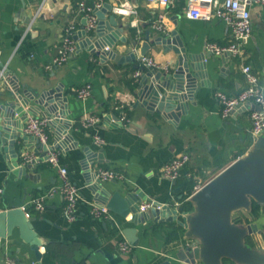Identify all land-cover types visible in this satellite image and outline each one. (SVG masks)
Returning <instances> with one entry per match:
<instances>
[{"label":"crops","instance_id":"obj_1","mask_svg":"<svg viewBox=\"0 0 264 264\" xmlns=\"http://www.w3.org/2000/svg\"><path fill=\"white\" fill-rule=\"evenodd\" d=\"M83 1L94 8L99 0H0V94L8 91L9 81L14 77L39 92L56 86L63 88L68 96L65 107L68 111L63 120L73 137L66 139L60 129L51 124L49 132L53 144L56 145L60 138L62 146L56 147L60 163L68 168L82 195L78 202L79 216L74 220L62 213L64 198L60 192L46 198L43 211H36L32 200L60 183L58 171L44 159V148L29 136L27 142L17 141L19 162L21 166L28 164L23 162L24 154H32L36 160L27 174L16 173L10 166L12 152L4 149L3 132L0 131V210L22 206L34 217L35 229L47 242L41 246L42 257L38 259L30 244L16 232L2 240L0 264H5L8 255L15 256L18 264H193L180 256L186 242L194 239L185 237L186 229L177 220H156L152 214L136 224L131 214L123 217L113 212L114 220L90 215L89 203H102L89 188L84 163L87 160L93 172L101 167L125 174L121 180L102 181L111 193L120 190L126 194L139 189L146 196L177 208L180 213L184 212L185 202H190L193 210L190 195L195 180L190 173L196 172L201 178L210 180L251 150L257 139L252 131L251 105L239 106L224 117L217 96L218 91L234 96L246 86L240 58L210 54L206 49L212 41L226 43L231 28L215 18H188L184 13L185 0H177L174 4L123 0L122 7L136 12L117 13L128 41L118 40L115 49L123 54L135 52L136 60L103 61L86 48H77L65 63L49 68L67 24L75 22V33L81 29L86 17L80 10ZM107 1L101 0L102 5ZM161 15L167 27L165 34L151 27ZM252 20V36L245 52L247 62L264 85V4L253 6ZM147 30H151V48L147 56L160 64L156 70L165 66L171 70L177 58L172 47L166 49L156 41L160 35L174 36L177 46L188 52L207 55L205 84L198 80L194 97L186 99L189 104L179 119L136 104L138 97L134 90L138 80L153 70L140 63V46ZM136 40L138 44L134 47L132 43ZM91 62L95 63L94 67ZM88 82L93 85L92 94L85 99L78 98L75 88ZM118 100H132L129 122L122 119V110L116 108ZM113 113L118 119L113 118ZM85 114H100L101 120L96 126L84 127ZM33 115L45 116L42 113L30 116ZM95 135H100L105 143L98 144ZM21 148H25L22 153ZM183 152L189 153L190 160L179 176L176 179L164 176L162 166ZM143 202L145 200L140 204ZM236 215L242 217L240 223L257 225L261 232L251 235L248 243L264 248V205L260 204L257 214L251 208L238 210ZM128 226L137 228L138 240L135 244L130 242L133 246L130 252L123 253L119 250V242L127 239L123 231Z\"/></svg>","mask_w":264,"mask_h":264},{"label":"water","instance_id":"obj_2","mask_svg":"<svg viewBox=\"0 0 264 264\" xmlns=\"http://www.w3.org/2000/svg\"><path fill=\"white\" fill-rule=\"evenodd\" d=\"M115 3L116 0H108L100 7L94 5L98 22L92 31L86 30L88 19L83 18L81 29L74 34L78 50L86 48L103 61L112 59L123 63L136 60L135 52L123 54L115 49L118 40L128 41V37L123 34L124 24L119 22L113 9ZM150 35L151 30H147L146 39L140 46V57L146 56L151 48ZM156 41L164 44L166 49L172 47L177 58L171 70L153 69L140 77L138 87L134 90L138 97L136 104L145 106L151 112L179 119L189 104L186 99L194 97L198 80L205 84L204 78L208 75L207 55L194 54L178 47L177 38L174 36L160 35ZM132 44L136 47L137 40ZM16 78L9 81L8 91L0 94V131L3 132L4 149L12 152L10 166L18 174H27L28 168L33 164L21 166L16 147L19 139L27 142L30 138V135L24 133V126L31 114H44L52 119L50 124L58 127L66 139L73 136L69 133L70 127L63 120L68 111L65 108L68 106V96L63 88L56 86L39 92L35 88L19 83ZM105 94L108 95L106 87ZM112 116L118 119L116 114L113 113ZM31 138H35L39 146L44 148L46 152L44 159H47V146L41 144L35 136ZM59 140L60 138L55 147L62 146ZM24 150L25 148H21V153ZM84 164L89 188L95 194V199L105 204L112 212L123 217L131 214V220L136 224L149 219L152 214L156 220H177L186 229L185 237L197 242L194 247L186 245L180 253L181 258H186L188 262L264 264V248L248 243V238L261 230L254 222L244 224L234 219L236 211L250 210L254 201L264 205V131L257 135L251 150L237 158L191 195L194 204L191 212L180 213L177 208L156 199L149 210L143 211L140 209V203L143 200L151 201L153 198L146 196L139 189L129 190L126 194L120 190L111 193L103 186L101 178L97 177V171L93 172L91 167L87 166V160ZM33 219L34 217L22 206L0 210V246L3 239L18 232L22 240L30 244L36 257L41 259L40 248L47 242L38 234ZM123 232L131 243L137 242L136 227L128 226Z\"/></svg>","mask_w":264,"mask_h":264},{"label":"built area","instance_id":"obj_3","mask_svg":"<svg viewBox=\"0 0 264 264\" xmlns=\"http://www.w3.org/2000/svg\"><path fill=\"white\" fill-rule=\"evenodd\" d=\"M121 1L116 0L113 7L116 13H135V9H128L121 6ZM149 3H169L174 4L177 0H147ZM257 4H264V0H185L184 13L191 19H204L212 20L218 19L224 21L230 28L231 33L226 43L209 42L207 44V51L210 54L222 55L230 54L233 57L240 58L243 61L242 70L246 78V86L236 95L229 96L222 91L217 92L218 99L221 104V112L224 117H228L232 111L242 105L250 104V119L252 123V131L257 136L264 131V85L261 83L259 76L254 70L251 63L247 62V54L245 47L248 40L252 36L253 20H252V8ZM97 6H102L101 0L96 2ZM80 10L85 14L88 21L85 26L87 31H92L98 22L97 16L94 13V8L91 5L86 4L85 1L80 3ZM75 22H70L64 29L61 37L58 53L53 57L52 62L48 65L51 68L54 65H61L65 63L69 55L73 53L77 48V42L74 39V33L76 31ZM152 29L158 33H167V27L164 23L163 16L155 19L152 22ZM140 63L143 66L153 69L160 68V64L150 56L140 57ZM162 70L169 71L168 66L163 67ZM137 72V75H140ZM2 75V74H1ZM93 85L88 82L75 88V95L80 99L88 98L92 94ZM132 107V100L126 102L124 100H118L116 108L122 110L121 117L127 122L130 121L127 110ZM51 118L46 116H30L25 123L24 133L30 136H35L39 142L46 145L48 148L47 160L58 171L61 178L59 184L52 186L46 192L39 194L32 200V207L36 211H43L46 207V198L54 193L60 192L64 198V205L62 207V213L69 220H74L79 216L78 202L81 198V191L78 185L71 179L69 170L66 166L62 165L59 160V152L57 151L55 144L50 140L49 124ZM101 120L100 114H85L82 119V125L84 127L96 126ZM95 140L98 144L105 143L104 139L100 135H95ZM36 160V156L32 154H24L23 162L32 163ZM190 155L187 152H183L168 162H166L162 168V174L170 179H176L182 167L188 163ZM194 178L195 183L193 186V192L191 195L202 188V186L208 181L196 173H190ZM97 177L102 181L109 179H124L125 174L110 168H98ZM190 195V197H191ZM155 199L151 201H145L141 204V210H148L153 206ZM89 214L95 217L114 220L113 212L105 205L91 201L89 203ZM29 214V213H28ZM187 246L194 247L197 245L195 240L186 242ZM132 244L127 239H123L119 242V250L123 253L130 252ZM5 264H18L15 256L8 255L5 258Z\"/></svg>","mask_w":264,"mask_h":264},{"label":"trees","instance_id":"obj_4","mask_svg":"<svg viewBox=\"0 0 264 264\" xmlns=\"http://www.w3.org/2000/svg\"><path fill=\"white\" fill-rule=\"evenodd\" d=\"M94 64H95L94 62H91V67H94ZM127 112H128V115L130 116L131 115V111L128 109ZM50 140H51V135H50ZM259 209H260V204H258L257 202L254 201L253 204H252L253 213L257 214L259 212ZM182 210L183 211H187V212L191 211L192 210L191 203L190 202H185L182 205ZM234 219H235L236 222H242L243 221L242 217L239 216V215L234 216Z\"/></svg>","mask_w":264,"mask_h":264}]
</instances>
